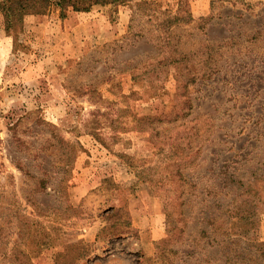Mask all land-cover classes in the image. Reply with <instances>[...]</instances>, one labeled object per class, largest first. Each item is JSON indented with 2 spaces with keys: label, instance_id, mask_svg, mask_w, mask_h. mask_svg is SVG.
<instances>
[{
  "label": "rangeland",
  "instance_id": "1",
  "mask_svg": "<svg viewBox=\"0 0 264 264\" xmlns=\"http://www.w3.org/2000/svg\"><path fill=\"white\" fill-rule=\"evenodd\" d=\"M188 1L178 88L131 80L177 0L95 6L89 31L51 8L9 35L0 13V264H264V0Z\"/></svg>",
  "mask_w": 264,
  "mask_h": 264
},
{
  "label": "trees",
  "instance_id": "2",
  "mask_svg": "<svg viewBox=\"0 0 264 264\" xmlns=\"http://www.w3.org/2000/svg\"><path fill=\"white\" fill-rule=\"evenodd\" d=\"M132 0H1L0 13L5 21V31L7 34L14 35L16 27L22 22L23 17L28 11L45 12L51 8L59 11L60 19H65L68 11L76 13L89 12L95 6H110L114 9L125 6ZM188 0H177V7L174 14L167 16L160 24L167 35L161 37L158 33L150 41L156 49L154 58L143 61L140 64L139 73H131V80L136 81L142 79L147 81L149 85L157 86L165 83L167 77H173L177 84V88L183 85V82L193 83L197 76L187 68V55L177 51L175 45L172 44L170 30L179 27V24L186 25L192 22V17L187 10ZM130 29V26H129ZM168 32V33H166ZM162 33V34H163ZM16 35V34H15ZM141 32L130 33L126 38L137 41L143 38ZM206 56V55H205ZM205 71L198 73L201 78L208 72V61L203 57ZM173 71V72H172Z\"/></svg>",
  "mask_w": 264,
  "mask_h": 264
},
{
  "label": "crops",
  "instance_id": "3",
  "mask_svg": "<svg viewBox=\"0 0 264 264\" xmlns=\"http://www.w3.org/2000/svg\"><path fill=\"white\" fill-rule=\"evenodd\" d=\"M101 7V6H100ZM103 7H107V6H103ZM110 7V6H109ZM121 7V6H120ZM112 8V7H111ZM119 8V7H118ZM70 12H67V15L69 16L70 14L71 15H84L85 16V21L78 25L79 27H83L85 30L89 31V30H92V27L96 24H98V21H92L91 18H93V15H92V10H90L89 12H85V13H76V12H73L71 11V13L69 14ZM118 15H120V18H119V22L122 20V25H121V29H124V24L126 25V22H128V18L127 20L124 22V11L122 9H119L118 10ZM68 16L65 18L64 21L67 20ZM115 25L112 27L110 33L107 32V36L106 38H108L110 35L114 36L116 35L118 32L117 31H114L115 30ZM115 32V33H114ZM117 32V33H116ZM91 35V32L89 33ZM93 36V35H91ZM118 36V35H117ZM100 37V36H99ZM93 38H95L93 36ZM82 189V186L81 187H78V190L80 191ZM140 196H143L142 194L139 195L138 197ZM134 199L133 198L132 200L129 201V205H128V209H129V212H130V216L132 217V222H131V227H139V225H137V222L136 219L140 220L141 219H145V218H148L150 220V222L152 223L151 224V229H153L155 227V223L157 224L159 222V217H160V210L157 209L158 206H157V202H153V203H150V204H146L144 203V205H140L139 208H138V202H134ZM135 205H137V209L138 210H135ZM157 207V208H156ZM156 218H158L156 220ZM155 221V223H153ZM153 227V228H152ZM155 228L153 229L152 233L154 234H158L156 233L157 231H154ZM98 229L95 228L94 226H89L87 228H85L81 233H80V238H84L85 239V242L87 245H89L95 252H92L91 255H94L95 256L99 253V251H101L102 253L105 252V250L107 249V244H104L102 243L101 241H99V239L97 238V235H98ZM162 237V235H159V237L157 236L156 238H160ZM155 238V235H153V240H156ZM148 246V245H147ZM150 246V245H149ZM152 246V251H150V249L147 247V251L145 252V256L146 257H149L152 255V252H153V245L151 244Z\"/></svg>",
  "mask_w": 264,
  "mask_h": 264
}]
</instances>
